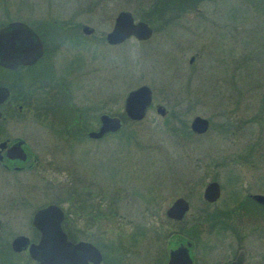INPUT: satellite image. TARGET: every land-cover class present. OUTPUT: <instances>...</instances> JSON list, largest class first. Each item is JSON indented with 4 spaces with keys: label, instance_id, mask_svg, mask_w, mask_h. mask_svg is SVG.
Masks as SVG:
<instances>
[{
    "label": "rangeland",
    "instance_id": "374dc122",
    "mask_svg": "<svg viewBox=\"0 0 264 264\" xmlns=\"http://www.w3.org/2000/svg\"><path fill=\"white\" fill-rule=\"evenodd\" d=\"M256 1L202 0L183 9L176 3L161 13L150 12L148 22L154 33L148 41L130 38L119 46H110L93 35L79 36L76 28L67 27L63 35L75 39L53 52V72L44 73L51 79L71 80L74 103L85 105L91 129L98 127L102 112L120 115L127 92L141 84L152 88L154 104L162 103L170 112L181 111L188 127L195 115L208 118L210 127L201 136L181 131V135H174L166 128H172V117L165 123L152 107L141 123H126L121 135L83 139L65 149L74 171H64L56 183L93 191L148 188L174 194L189 181L197 183L202 196L204 185L217 177L225 186L224 194L229 191L235 174L225 173L227 158L245 155L252 143L264 146V6ZM152 2L0 0V22L21 20L40 29L42 20L49 17L62 22L72 18L94 27V35L103 37L118 11L128 9L141 20ZM191 56H195L193 63H189ZM41 71L35 67L24 74L34 80ZM3 76L0 69V79ZM163 124L167 132L160 131ZM173 126L184 127L178 123ZM33 131L38 133L37 128ZM120 137L122 140H117ZM58 149L43 148L48 160ZM63 163L69 164L65 159ZM50 177L43 180L42 187H50ZM188 189L186 186V194ZM200 206L204 205L200 202ZM196 208L193 205L189 214L196 213ZM125 228L132 231L124 226L120 230ZM200 229L206 244L197 250V257L204 259L200 263L211 264V257H224L220 254L225 253L226 240L210 249L220 237L210 233L205 222ZM10 257L0 255V263L11 262Z\"/></svg>",
    "mask_w": 264,
    "mask_h": 264
},
{
    "label": "flooded vegetation",
    "instance_id": "af4514ba",
    "mask_svg": "<svg viewBox=\"0 0 264 264\" xmlns=\"http://www.w3.org/2000/svg\"><path fill=\"white\" fill-rule=\"evenodd\" d=\"M49 18L42 20L44 23L40 29L31 26L43 43V53L35 63L20 64L16 68L0 65L4 74L0 87L7 89V95L0 101V255L7 253L11 256V262L6 264H40L32 258L29 247L38 244L42 237L38 225L52 226L59 217L61 229L69 242H88L99 250L100 260H89L88 264H169L172 254L176 253L173 252L185 248L188 249L191 264H202L200 261L204 259L201 255L197 257V250L206 248L200 229L204 222L210 226V233L220 237L218 240L215 235L217 243H213L210 249L217 247L218 241L222 243L226 240L225 253L220 254L224 257H211V264H262L264 203L256 199V195L264 196L262 144L252 143L247 145L245 155L227 158L229 163L224 171L235 176L229 184L232 188L225 194V186L217 177L204 185L202 196L196 189L197 183L189 181H184L179 192L174 194L167 189L148 188H103L93 191L56 183L64 171L69 174L74 171L73 163L66 158L65 149H71L83 139L101 140L112 134L120 135L126 123H141L152 107L163 120L168 122L172 117V128L176 127L173 126L176 123L188 124L181 111L170 112L162 103L154 104L153 90L148 85L152 90V101L141 120H131L126 116L123 101L120 115L101 113L119 118V129L107 132L101 138L89 137L88 132L97 130L100 125V114L98 127L87 130L85 136V105H75L71 80L65 77L64 80L51 79L45 76L44 70L53 72V52L66 47L68 40L75 39L72 35H63L67 27L76 28L79 36L93 35L105 43V36L111 29L103 37H98L94 35L95 28L88 24L72 18L63 22ZM85 25L93 31L86 34L83 30ZM192 57L189 63H193L195 56ZM35 67H41L43 71L37 75L39 77L35 76L36 79L29 80L24 73ZM157 105L164 108V115L156 111ZM123 115L128 120L125 121ZM190 123L188 128L196 136L209 130L197 134L191 130ZM33 128H37L38 133ZM51 146L59 149L53 150V159L48 160L47 151L43 148ZM63 159L69 163L68 166L64 165ZM195 168H199L198 164ZM48 176H51L50 187H42L43 180H47ZM211 181L218 183L219 193L216 199L208 201L204 197V189ZM186 186L189 187L188 194L185 193ZM179 199L186 202L188 209L177 218L169 210ZM200 202L203 208L198 207ZM193 205L197 206V212L189 214ZM48 206L55 209L40 214ZM122 226L131 227L132 231L125 228L122 232ZM161 226L163 231L158 229ZM20 236L26 238V246L14 250L12 243ZM187 243L190 245L187 246Z\"/></svg>",
    "mask_w": 264,
    "mask_h": 264
},
{
    "label": "water",
    "instance_id": "95a60500",
    "mask_svg": "<svg viewBox=\"0 0 264 264\" xmlns=\"http://www.w3.org/2000/svg\"><path fill=\"white\" fill-rule=\"evenodd\" d=\"M86 34L93 31L88 25L83 28ZM153 29L144 20H135L132 11L123 9L118 11L114 18L111 30L106 34L108 44L123 43L129 38L137 41H147L152 37ZM43 53V43L38 34L26 22L11 20L0 26V65L7 68H16L20 64H33ZM193 57L191 56L192 60ZM7 95V89L0 87V101ZM152 101V90L147 84H141L129 90L124 100L126 116L131 120L139 121L147 113ZM156 111L164 115L165 110L161 105L156 106ZM120 127L117 117L108 114L100 115V125L97 130L88 132L91 138H101L107 132H114ZM191 130L197 134L205 133L209 128V120L203 116L195 115L191 119ZM219 193V185L215 181L209 182L204 189V197L208 201L216 199ZM256 199L264 203L263 195H256ZM55 209L48 206L40 211L49 212ZM188 209L183 199L177 200L170 208L172 216L180 218ZM176 211L175 213H173ZM39 214V215H40ZM60 217L52 226L41 223L38 225L42 237L38 244H31L29 252L40 264H88L89 260L98 262L101 258L99 250L88 242L73 244L67 240L60 226ZM14 250H20L26 246V238L17 237L13 243ZM190 244L187 243V246ZM176 252V253H175ZM169 264H191L188 249L174 251ZM239 261V260H238ZM238 264V262H237Z\"/></svg>",
    "mask_w": 264,
    "mask_h": 264
},
{
    "label": "trees",
    "instance_id": "16d2710c",
    "mask_svg": "<svg viewBox=\"0 0 264 264\" xmlns=\"http://www.w3.org/2000/svg\"><path fill=\"white\" fill-rule=\"evenodd\" d=\"M199 1H202V0H171L170 2H168V0H153V2L151 3L152 7L149 8L147 10L146 13H143V15L140 17L141 20H144V21H150V12H163L165 10H167L168 8H172L173 6H175L176 3H178L179 8L180 9H183L185 8V6L187 5H190L191 7H193V5ZM263 1L264 0H257V4L258 5H261V6H264L263 4ZM263 8V7H262ZM7 20H10L9 18H7ZM6 23V21H3V22H0V26L4 25ZM43 36V35H42ZM140 42H144V41H140ZM86 110V109H85ZM87 116L85 115V136H86V132L87 130L91 129V125H89V121L87 120L86 118ZM123 118L124 120H128L125 118V116L123 115ZM167 121H165L166 123ZM184 125V124H183ZM162 127V126H161ZM166 127V126H165ZM163 128V127H162ZM168 128V127H166ZM178 129L179 131H181L183 134L189 136V135H192L193 133L189 130L188 126L187 125H184V127H169L168 129L175 135L177 134V130H174V129ZM160 131H164V132H167L164 128L163 129H160ZM122 133H125L122 129V131L120 132V135ZM119 134V133H118ZM125 136V135H124Z\"/></svg>",
    "mask_w": 264,
    "mask_h": 264
}]
</instances>
